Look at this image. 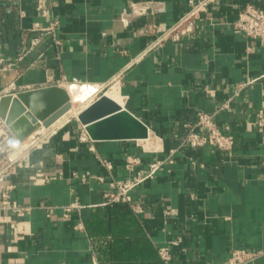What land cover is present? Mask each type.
Listing matches in <instances>:
<instances>
[{"label":"crops","instance_id":"0c3cea01","mask_svg":"<svg viewBox=\"0 0 264 264\" xmlns=\"http://www.w3.org/2000/svg\"><path fill=\"white\" fill-rule=\"evenodd\" d=\"M248 5L264 9V0H215L174 41L164 32L189 0H0V91L91 83L92 103L106 93L150 131L93 139L77 116L54 127L1 181L25 209L0 208V264H165L163 245L169 264H214L238 248L262 250L244 264H264V46L234 26ZM54 21L61 43L49 34L28 51ZM227 101L216 119L233 148L185 144L186 124ZM129 155L145 175L161 161L131 191L142 212L108 202L111 183L133 175Z\"/></svg>","mask_w":264,"mask_h":264},{"label":"built area","instance_id":"2783aa9c","mask_svg":"<svg viewBox=\"0 0 264 264\" xmlns=\"http://www.w3.org/2000/svg\"><path fill=\"white\" fill-rule=\"evenodd\" d=\"M215 0H189L191 8L185 15H183L177 22L170 25L164 32L165 35L171 37L174 41H180L185 35L193 33L196 29V19L199 13L214 2ZM45 14L47 11H44ZM234 26L237 29L242 30L248 37L257 39L261 45L264 46V9L258 8L254 5H248L238 15L234 21ZM57 27V22H51L48 26L39 30L40 35L33 38L29 43L28 51L34 49L40 45L46 35L51 34L54 37V42L60 44L61 41L54 35ZM148 31V29H146ZM6 59L0 54V71L5 70L7 67ZM8 66H11L10 64ZM253 80L249 79L238 86V91L244 85L251 83ZM3 91H0V97L4 95ZM229 108L228 101L219 106L214 112L199 111L197 121L194 123L186 124L187 133L184 137V143L191 147H200L206 144L212 145L222 150H230L234 146V136L230 132V126L221 127L217 122L216 115L221 110ZM259 128H264V113H259ZM39 133V132H37ZM82 139L88 138V133L83 132ZM40 138L36 140L31 146L37 143ZM41 140V139H40ZM17 137L13 133L10 124L0 116V195L3 200V204H0V208L12 210L14 212H20L25 207L19 205L17 201L12 200L11 190L14 188L13 184H2L1 181L12 173L16 172L19 158L13 156V151L18 147ZM102 163L112 168L111 161L102 159ZM141 163V159L135 155H129L126 159L127 168L133 172L132 177L127 179H116L111 183L114 190L107 193L108 202H123L130 204L131 208L135 212H142L144 209L139 203L133 202L131 191L138 184L142 183L146 178L153 177L156 170L161 164V161H155L150 165V171L148 174H143L138 170V165ZM85 179V176H83ZM77 202L65 207L66 210H70L72 207H80ZM52 208L49 207V212ZM78 226L83 227L82 223ZM178 241H173L177 243ZM159 255L165 264H169L172 259V252L169 245H163L158 248ZM263 253L262 250H248L246 248L235 249L231 256L226 260L220 261L214 264H244L250 261H254Z\"/></svg>","mask_w":264,"mask_h":264},{"label":"water","instance_id":"95a60500","mask_svg":"<svg viewBox=\"0 0 264 264\" xmlns=\"http://www.w3.org/2000/svg\"><path fill=\"white\" fill-rule=\"evenodd\" d=\"M66 87L58 84L26 89L0 97V116L19 139L40 126L49 127L72 108ZM78 118L93 139H142L148 126L133 113L103 93L88 105Z\"/></svg>","mask_w":264,"mask_h":264},{"label":"bare ground","instance_id":"6f19581e","mask_svg":"<svg viewBox=\"0 0 264 264\" xmlns=\"http://www.w3.org/2000/svg\"><path fill=\"white\" fill-rule=\"evenodd\" d=\"M65 87L67 88V90H68V92L70 94V97H71V100L72 101L84 102L88 97L91 98L97 92V85H94V84H91V83L71 82V83H68ZM75 112H76V109L74 107L71 108L66 114H64L61 118H59L51 126H49V127H44L43 125L40 126L41 131H45V130H49V129H54V127H56L57 125H60V124H62L64 122H66ZM38 128H36V129L38 130ZM36 129L34 131H36ZM31 134H29L27 136L28 139L32 136ZM26 138H24V139L17 138V140L18 139L20 140L19 142L21 143V148H23V149L27 146V141L28 140H26Z\"/></svg>","mask_w":264,"mask_h":264},{"label":"rangeland","instance_id":"374dc122","mask_svg":"<svg viewBox=\"0 0 264 264\" xmlns=\"http://www.w3.org/2000/svg\"><path fill=\"white\" fill-rule=\"evenodd\" d=\"M68 84V83H67ZM66 84V85H67ZM65 85V86H66ZM64 86V87H65ZM96 94V93H95ZM94 96L95 95H93L91 98H89L90 100H87V101H85L84 103H82V102H79V101H72V103H73V106H72V108L74 107L75 109H76V111L77 112H79L81 109H83V107L85 106V105H87L88 103H90L91 101H93V98H94ZM78 113H75V114H73L70 118H73V117H75V116H77L78 117V115H77ZM69 118V119H70ZM68 119V120H69ZM67 120V121H68ZM65 123V122H64ZM55 129V128H54ZM53 129H49V130H45V131H41V129H40V127L38 128V130L36 129V131L37 132H39V133H37L36 131H35V133L28 139V137L26 138V140H28L27 141V146L23 149V148H21V143L19 142L20 140L18 139L17 140V143H18V147L13 151V156H15V158H19L20 160L22 159V158H24V156H26V154L30 151V149H38L39 147H41V146H43V144H44V141L42 140V139H47V136L49 135V133H50V131H52ZM38 139V138H40L39 139V141L36 143V144H34L33 146H31L33 143H35L36 142V140H34V139ZM29 143V144H28ZM21 151V152H20ZM19 160V161H20Z\"/></svg>","mask_w":264,"mask_h":264},{"label":"trees","instance_id":"16d2710c","mask_svg":"<svg viewBox=\"0 0 264 264\" xmlns=\"http://www.w3.org/2000/svg\"><path fill=\"white\" fill-rule=\"evenodd\" d=\"M120 202H111L110 205H117L119 204Z\"/></svg>","mask_w":264,"mask_h":264}]
</instances>
